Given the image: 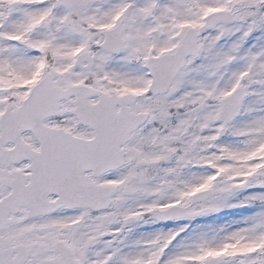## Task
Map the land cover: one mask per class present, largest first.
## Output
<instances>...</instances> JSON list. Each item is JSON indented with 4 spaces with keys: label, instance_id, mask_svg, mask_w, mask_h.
I'll return each instance as SVG.
<instances>
[{
    "label": "snow or ice",
    "instance_id": "6c2138e0",
    "mask_svg": "<svg viewBox=\"0 0 264 264\" xmlns=\"http://www.w3.org/2000/svg\"><path fill=\"white\" fill-rule=\"evenodd\" d=\"M0 264H264V0H0Z\"/></svg>",
    "mask_w": 264,
    "mask_h": 264
}]
</instances>
